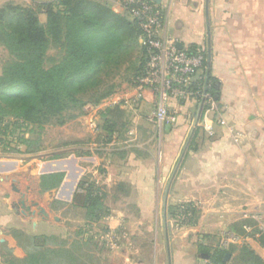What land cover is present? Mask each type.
I'll list each match as a JSON object with an SVG mask.
<instances>
[{
	"label": "crops",
	"instance_id": "obj_1",
	"mask_svg": "<svg viewBox=\"0 0 264 264\" xmlns=\"http://www.w3.org/2000/svg\"><path fill=\"white\" fill-rule=\"evenodd\" d=\"M51 1L0 0V5L13 2L37 8ZM159 5L165 11L166 34L182 48L203 46L209 51V75L218 94L207 106L172 101L177 121L160 132L151 117L155 106L151 89L143 90L135 113L120 107L131 123L127 131L136 130V138H129L125 153H118L119 148L110 152L108 184L114 202L110 230L124 229L110 246L113 264H205L206 260H197L199 245L213 242L201 236H217L244 216L254 217L264 229V0H160ZM111 7L123 12L117 3ZM124 95L123 100L134 98L135 88L131 86ZM119 97V93L111 95L110 105L118 103ZM220 118L225 125L218 123ZM206 122L212 125L211 134ZM9 159L14 156H0V247L6 243L20 255L14 239L4 233L6 226L29 234L62 236L67 233V218L47 217L56 214L51 199L28 178L30 173L39 182L41 174L30 167V172L20 170ZM71 177L65 172L58 189ZM83 193L75 194L78 207ZM167 204L194 205L198 210L194 223L174 229L173 219L163 217ZM148 231L150 239L142 237L137 243L135 238ZM123 239L128 242L120 246ZM245 241L264 258V249L255 240Z\"/></svg>",
	"mask_w": 264,
	"mask_h": 264
},
{
	"label": "trees",
	"instance_id": "obj_2",
	"mask_svg": "<svg viewBox=\"0 0 264 264\" xmlns=\"http://www.w3.org/2000/svg\"><path fill=\"white\" fill-rule=\"evenodd\" d=\"M40 11L45 14L44 22L39 19ZM140 33L139 22L125 12L114 11L108 0H54L37 8L13 2L0 5V45L7 52L0 71V147H15L8 142L9 131L2 128L3 122H10L12 127L37 129L35 137L19 138L25 152H37L45 125H62L85 104L97 105L111 95L115 90L112 79L123 67L134 86L147 60L146 49L138 41ZM51 41L56 44L53 55L48 54ZM194 48L188 47L190 51ZM208 78L207 91L215 99L218 87L210 75ZM125 116L118 103L110 105L100 112V128L110 139L113 134L121 135L127 130ZM61 155L52 153L47 159ZM64 175L61 170L42 173L40 191L59 188ZM83 188L84 219L97 220L103 213L102 197L88 186ZM64 205L56 198L50 203L54 210ZM197 211L192 204L165 207L167 218L183 216L182 224H193ZM228 229L255 240L264 249V229L253 218L234 221ZM11 235L24 255L15 256L3 243V264H101L92 239L79 234L66 237L13 229ZM206 245L211 254L205 264H264V258L246 241L225 250Z\"/></svg>",
	"mask_w": 264,
	"mask_h": 264
},
{
	"label": "rangeland",
	"instance_id": "obj_3",
	"mask_svg": "<svg viewBox=\"0 0 264 264\" xmlns=\"http://www.w3.org/2000/svg\"><path fill=\"white\" fill-rule=\"evenodd\" d=\"M41 13V11H40ZM39 13V14H40ZM43 13V12H42ZM39 16V15H38ZM42 22L45 21V14L42 17H39ZM54 42L51 41L50 46L48 48V54L53 55L56 54L55 49L52 47ZM1 48V47H0ZM7 58V52L2 47L0 50V68L4 60ZM129 75L126 74L125 67L121 68L120 72L112 79V82L115 84V90L111 95L115 93H119V100L125 98L126 90L131 87L128 82ZM134 87V86H132ZM103 98L99 101L97 105L91 103H87L83 106V109H79L76 112L72 113V117L68 119L62 125L55 124H47L41 130L40 135V143L41 147L37 152H25L24 146L20 143L19 138H26L29 136L35 137L34 132L35 129L30 127H19L17 128L15 125L12 127L10 122L2 123V128L7 129L10 134L7 135L9 138L8 142L14 144L15 147H7L1 146L0 156H14L12 160L14 164L20 169L30 172V168L32 172L37 175L45 173L49 170H61L67 173H72L71 178L65 179V185L60 189H52L51 191H40L45 195L46 199L53 198L65 202L64 207H62L59 212L58 210H54L56 214L50 212V220H61L67 218L65 223L67 224V233L62 236L73 237L84 236L86 238H91L93 249L96 251L98 257L100 258L101 264H113V258L110 253L112 248L111 245L113 243L114 238L123 235V230H118L112 232L110 230V215L112 210V206L114 205L112 201H110V152L115 150L116 148L118 153H125V145L127 143H131L129 138H136V130L129 132L124 131L121 135L113 134L111 137H107V135L100 128L101 126V118L100 112L110 106V96ZM150 101V100H148ZM113 105V104H112ZM132 111V110H130ZM126 118V126L125 128H129L131 123L128 121V117ZM163 129V128H162ZM155 130V128H154ZM135 133V135H134ZM153 133V132H152ZM155 132V136H156ZM158 135V133H157ZM138 137L140 135L138 134ZM156 138V137H154ZM115 142H119L121 145L113 146ZM5 148L2 150V148ZM134 149H137L136 146H131ZM142 151H145L142 149ZM61 153L62 155L56 159H47L49 155L52 153ZM84 152H88V154H82ZM147 152V151H146ZM11 154V155H10ZM30 167V168H29ZM28 178L30 183L34 188L39 187V182L37 178H33L30 173H28ZM64 179V178H63ZM80 181L82 185H80ZM169 184V182H168ZM85 186H88L94 190L95 193H98L102 198V210L103 213L101 217L97 220L86 221L84 219V208L78 207L74 204L75 194L79 191H83ZM168 191V190H167ZM166 197L168 192L163 193ZM122 196V194H121ZM167 198V197H166ZM113 201L115 200V195L112 194ZM113 204V205H112ZM112 205V206H111ZM116 205V203H115ZM168 205V204H167ZM51 209V208H50ZM118 211V210H116ZM121 211V210H120ZM130 211L135 214L136 210L130 209ZM164 212V219L166 215L165 207L162 210ZM122 212V211H121ZM173 228H181V222L178 221L176 217L172 218ZM170 226V225H169ZM228 228V226H227ZM13 229H21L19 227H14V225L6 226L4 228V233H8L9 236L13 238L11 235V230ZM148 230V229H147ZM146 230V231H147ZM126 234V231H125ZM145 237V239L149 240L151 235L149 231L145 236H137L136 242L140 240V238ZM203 238L208 237L211 242H215L216 234H207L201 236ZM14 239V238H13ZM138 239V240H137ZM124 240V239H123ZM199 240V239H197ZM16 246L20 249V255L12 253L17 257H23L24 252L21 247L17 244L14 239ZM128 241L126 239L120 242V246L126 244ZM135 243V242H134ZM117 244V243H116ZM200 248L198 250V261L207 260L209 254H211V247L207 245H199ZM165 248L163 247V252ZM150 252L149 247H145V254L148 257ZM0 254H4V249L0 247ZM202 254H206L207 258L202 257ZM226 263H229L227 259H225ZM3 263V262H2Z\"/></svg>",
	"mask_w": 264,
	"mask_h": 264
},
{
	"label": "built area",
	"instance_id": "obj_4",
	"mask_svg": "<svg viewBox=\"0 0 264 264\" xmlns=\"http://www.w3.org/2000/svg\"><path fill=\"white\" fill-rule=\"evenodd\" d=\"M110 4L117 3L130 18L139 22L141 33L138 41L145 47L147 60L144 73L137 78L134 88L136 96L118 101L120 107L132 110L139 109V102L145 88L151 89L155 95V106L152 120L158 132L163 127L174 125L177 121L176 111L171 102H199L201 105L213 101L207 91L209 75L207 76V50L196 46L192 51L179 48L176 39L166 34L165 11L153 0H108ZM218 123L225 125L223 119ZM205 129L212 133L210 122L205 123ZM245 218H253L244 216ZM179 222L183 216L177 217ZM248 226L245 230H249ZM244 237L230 229L219 231L212 244L220 249H227L245 241ZM201 241V240H200ZM207 241V240H205Z\"/></svg>",
	"mask_w": 264,
	"mask_h": 264
},
{
	"label": "water",
	"instance_id": "obj_5",
	"mask_svg": "<svg viewBox=\"0 0 264 264\" xmlns=\"http://www.w3.org/2000/svg\"><path fill=\"white\" fill-rule=\"evenodd\" d=\"M156 3H160V0H153ZM177 46L179 48H182V44L180 42H177ZM209 63H210V55H209V51L207 52V76L209 75ZM202 257L207 258L206 254H202ZM229 257V253L225 254V259Z\"/></svg>",
	"mask_w": 264,
	"mask_h": 264
}]
</instances>
